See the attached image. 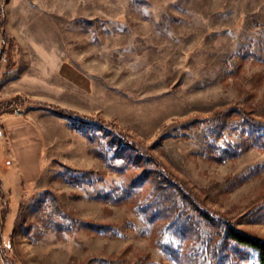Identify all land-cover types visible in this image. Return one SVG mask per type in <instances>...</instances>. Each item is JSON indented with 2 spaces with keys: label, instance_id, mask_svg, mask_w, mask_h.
Here are the masks:
<instances>
[{
  "label": "rangeland",
  "instance_id": "rangeland-1",
  "mask_svg": "<svg viewBox=\"0 0 264 264\" xmlns=\"http://www.w3.org/2000/svg\"><path fill=\"white\" fill-rule=\"evenodd\" d=\"M241 109L264 120V0H0V264H176L118 200L159 164L264 238V150L241 145Z\"/></svg>",
  "mask_w": 264,
  "mask_h": 264
},
{
  "label": "trees",
  "instance_id": "trees-1",
  "mask_svg": "<svg viewBox=\"0 0 264 264\" xmlns=\"http://www.w3.org/2000/svg\"><path fill=\"white\" fill-rule=\"evenodd\" d=\"M2 39L5 40V37L3 36ZM17 100L18 98L11 105ZM50 108L56 114L69 118L73 128L82 132L89 141L93 142L99 134L104 135L110 131L111 137L121 139V147L127 145L140 154V149L134 143H130L121 132L115 130V127L113 129L111 126H105L103 120L101 122L76 111L56 106ZM240 112L241 126L247 133L246 138L241 140V145L249 144L264 150V120L254 117L253 113L246 109H241ZM141 155L148 162L154 160L153 157L142 153ZM113 159L116 160L118 157H112L111 161ZM130 161L133 164L135 162L131 159ZM128 163L123 160L118 165L111 163V167H116V171L122 173L128 170V167H132L129 161ZM155 163L158 164L157 161ZM149 178H154V187L150 196L142 199L141 194ZM110 197L111 195L103 196L104 199ZM133 198L136 199V211L143 217L145 230L151 232L150 235L155 230L158 231L155 238L156 245L176 264H233L232 261L241 263V254L249 259L254 258L258 264H264V238L237 227L221 213L206 207L197 192L191 190L186 183L169 175L160 164L158 169H148L143 174L136 175L131 182L127 179L118 200ZM6 215L7 211H5ZM158 224L161 225L157 228ZM90 226L102 233L112 229L111 226L104 224L94 223ZM5 255L8 257L7 254ZM230 259L232 260L227 263Z\"/></svg>",
  "mask_w": 264,
  "mask_h": 264
}]
</instances>
